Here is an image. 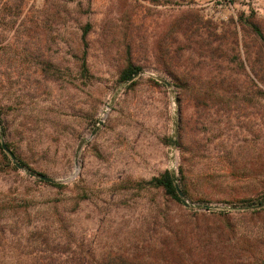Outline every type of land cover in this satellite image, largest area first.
I'll return each instance as SVG.
<instances>
[{"label": "rangeland", "instance_id": "obj_1", "mask_svg": "<svg viewBox=\"0 0 264 264\" xmlns=\"http://www.w3.org/2000/svg\"><path fill=\"white\" fill-rule=\"evenodd\" d=\"M73 197L95 259L264 264V0H0V215Z\"/></svg>", "mask_w": 264, "mask_h": 264}, {"label": "trees", "instance_id": "obj_2", "mask_svg": "<svg viewBox=\"0 0 264 264\" xmlns=\"http://www.w3.org/2000/svg\"><path fill=\"white\" fill-rule=\"evenodd\" d=\"M255 32L261 36L259 29L255 28ZM132 72L127 71L124 79L128 78ZM174 182L172 173L168 170L149 181L153 187L161 188L165 195L178 202L180 199ZM179 188L185 196V189L180 185ZM77 201L78 199L73 197L69 206H66L62 200H56L47 207L28 205L12 213L3 211L0 215V238L8 244L14 242V245L22 250L23 258H27V261L17 260L13 263L6 260L0 264L174 263L175 253L172 250L163 249L158 252V255L150 257L149 253L141 252L143 247H139L140 252L138 251L133 256H127L124 253H110L100 259H95L90 253V247H82L77 239L78 230L74 217L79 207Z\"/></svg>", "mask_w": 264, "mask_h": 264}, {"label": "water", "instance_id": "obj_3", "mask_svg": "<svg viewBox=\"0 0 264 264\" xmlns=\"http://www.w3.org/2000/svg\"><path fill=\"white\" fill-rule=\"evenodd\" d=\"M140 74V72H134L133 74H131L127 79L126 81H131L133 78L137 77L138 75ZM162 82L167 86L169 87L170 86V83L166 80H162ZM102 121H99L98 124L101 125ZM99 129V126L97 125L90 133V136L89 138H91L92 136H94L96 134V132L98 131ZM175 132H176V123L174 122L173 123V133H172V136L170 138V142H169V145L171 148L174 147L175 145V139H174V135H175ZM86 139H83L81 140L77 147H76V150H75V153H74V162H75V165L77 164V160H78V154H79V151L82 147V145L84 144ZM1 147L3 149V151H5L11 158V160L13 161V163L16 165L17 168L19 169H22V166L16 161V158L14 156V154L10 151V149L7 147V145L2 142L1 143ZM30 175L35 177V178H38L40 180H44V181H47V182H55L54 179H52L51 177H48L44 174H40V173H33V172H30ZM172 178L175 180V175L172 174ZM174 186H175V189H176V193L178 195V197L180 198L181 202L183 203V205L185 207H188L189 204L185 201V196H184V193L181 191V189L179 188V185L177 182H174Z\"/></svg>", "mask_w": 264, "mask_h": 264}]
</instances>
